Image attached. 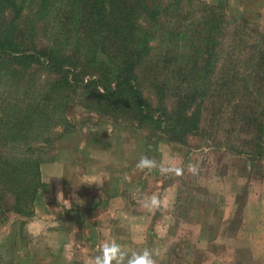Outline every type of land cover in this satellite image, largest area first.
<instances>
[{
  "label": "trees",
  "instance_id": "trees-1",
  "mask_svg": "<svg viewBox=\"0 0 264 264\" xmlns=\"http://www.w3.org/2000/svg\"><path fill=\"white\" fill-rule=\"evenodd\" d=\"M190 4L0 0V215H32L42 156L71 131L74 100L176 142L199 131L204 101L217 100L249 133L250 152H237L264 160V27L240 18L228 42L223 7Z\"/></svg>",
  "mask_w": 264,
  "mask_h": 264
},
{
  "label": "rangeland",
  "instance_id": "rangeland-1",
  "mask_svg": "<svg viewBox=\"0 0 264 264\" xmlns=\"http://www.w3.org/2000/svg\"><path fill=\"white\" fill-rule=\"evenodd\" d=\"M189 1L195 13L198 2L223 7L228 42L240 18L264 27V0ZM217 106L205 100L199 131L176 142L74 100L71 131L42 156L32 215H0V264H92L111 241L129 254L148 248L157 264H264V160L237 152H250L249 133ZM142 156L156 167L140 171Z\"/></svg>",
  "mask_w": 264,
  "mask_h": 264
},
{
  "label": "clouds",
  "instance_id": "clouds-1",
  "mask_svg": "<svg viewBox=\"0 0 264 264\" xmlns=\"http://www.w3.org/2000/svg\"><path fill=\"white\" fill-rule=\"evenodd\" d=\"M136 166L140 171H144L145 169L151 171L156 167V164L147 156H142ZM190 171L194 172L195 168H191ZM159 206L160 201L155 195L147 198L144 203V207L150 212H154ZM68 207H70V204ZM100 252L101 255H98L92 261V264H157L153 252L148 248L129 254L116 241L105 242L101 246Z\"/></svg>",
  "mask_w": 264,
  "mask_h": 264
}]
</instances>
